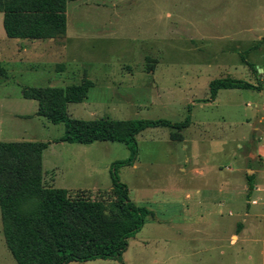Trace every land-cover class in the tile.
Returning <instances> with one entry per match:
<instances>
[{"label":"rangeland","instance_id":"374dc122","mask_svg":"<svg viewBox=\"0 0 264 264\" xmlns=\"http://www.w3.org/2000/svg\"><path fill=\"white\" fill-rule=\"evenodd\" d=\"M198 5V0L67 2L65 32L51 38L54 47L45 52L48 56L40 59L30 56L27 65L15 64V68L13 61L1 62L7 77L0 81V141H50L63 133L62 123L53 124L35 114L36 102L21 97V86L64 87L89 79L92 86L85 99L67 104V112L74 118L172 122L183 119L185 111L178 99L181 96L175 93L173 98H168L171 82L182 76L183 61L212 54L215 47L212 40L207 51L194 49L200 41L194 19ZM13 40L17 39L4 37L0 20V46ZM258 53L249 50L243 55L249 62H255L261 59ZM254 68L259 71L257 66ZM243 94L239 108L251 120L257 94L246 90ZM170 131L160 126L144 129L136 144L135 167L117 168L129 200L152 212L141 229L127 239L120 259L124 264H233V253L243 252L239 257L241 264H259V231L254 235L258 240L252 248L229 242L234 220L230 208L221 210V222L208 220L204 226L183 233L181 218L186 199L180 195L178 200L169 201L163 189L154 191L155 186L164 187L166 174H170L174 161L179 159L180 153L168 151ZM241 133L247 140L256 135L249 129L240 130ZM240 143L250 146L247 141ZM127 156L125 145L114 141L52 142L42 151L41 174L55 172L56 187L93 183L107 187L110 186L108 166ZM107 190H86L85 194L98 199ZM206 208L208 212L204 214L211 213L210 207ZM246 253L251 257L248 261L244 260ZM0 264H16L4 245L1 225ZM84 264L120 262L99 259Z\"/></svg>","mask_w":264,"mask_h":264},{"label":"crops","instance_id":"0c3cea01","mask_svg":"<svg viewBox=\"0 0 264 264\" xmlns=\"http://www.w3.org/2000/svg\"><path fill=\"white\" fill-rule=\"evenodd\" d=\"M198 2V13L194 19L200 41L194 49L207 51L213 40L214 52L199 56V59L183 61L182 76L171 82L168 98L171 99L178 93L181 96L178 98L179 103L184 111L189 105V122L180 131L179 140H171L169 133L167 134L168 151L172 154L178 152L180 155L174 161L170 174H166L164 187L155 186L154 191L163 189L169 201L178 200L180 195L186 199L181 218L183 233H189V229L193 227L204 226L208 220L221 222V210L230 208L231 215L234 213V220L229 242H239L242 246L252 248V244L258 240L254 235L259 231V264H264V0ZM1 18L0 13V20ZM6 38L17 40L0 46V62L13 61V68L17 67L15 64L27 65L30 56L37 59L48 56H45V52L54 47L51 39ZM258 41L261 42L255 47ZM249 50L259 51L261 59L249 62L243 55ZM247 63L257 66L259 71L253 72ZM219 77L258 84L259 89H218L213 99L197 101L208 98V82ZM244 90L257 94L254 109L250 113L251 120L250 115L239 108L242 104L241 97L245 96ZM243 129H249L256 135L247 140L243 133L240 134ZM143 131L136 135V144ZM240 141H247L250 146L245 147ZM137 157L138 152L133 163L128 166L135 167ZM41 176L44 186L56 187L55 172ZM58 188L96 191L109 189L110 186L102 187L93 183L80 187L63 185ZM206 207H210L211 213L204 214L208 212ZM205 215L208 218H204ZM240 254L243 252L233 253V264H241ZM250 259V255L246 253L244 260ZM117 261L124 264L121 259ZM85 262L87 261H71L66 264Z\"/></svg>","mask_w":264,"mask_h":264},{"label":"trees","instance_id":"16d2710c","mask_svg":"<svg viewBox=\"0 0 264 264\" xmlns=\"http://www.w3.org/2000/svg\"><path fill=\"white\" fill-rule=\"evenodd\" d=\"M73 0H0L1 27L6 37L51 39L66 28V4ZM262 41V40H261ZM258 41L255 45L261 42ZM249 69H256L247 63ZM6 78L0 62V81ZM92 86L89 79L77 84L21 86L20 95L36 102L35 114L50 123H62L63 133L50 141H0V225L5 247L16 264H66L94 259H117L127 239L141 229L152 212L128 198L126 185L118 178L117 168L131 165L137 153L136 135L148 127L171 129V140L189 122V105L180 121L79 119L69 116L68 103L81 102ZM259 89L241 79L219 77L207 85L208 98L218 89ZM89 144L94 141L123 143L128 150L124 159L110 163V188L92 199L86 190L47 187L41 183L42 150L50 143Z\"/></svg>","mask_w":264,"mask_h":264}]
</instances>
